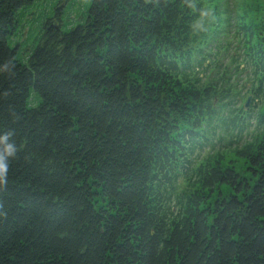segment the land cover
Instances as JSON below:
<instances>
[{
	"label": "trees",
	"instance_id": "1",
	"mask_svg": "<svg viewBox=\"0 0 264 264\" xmlns=\"http://www.w3.org/2000/svg\"><path fill=\"white\" fill-rule=\"evenodd\" d=\"M37 1L0 0V264H264V10L88 0L19 59Z\"/></svg>",
	"mask_w": 264,
	"mask_h": 264
},
{
	"label": "rangeland",
	"instance_id": "2",
	"mask_svg": "<svg viewBox=\"0 0 264 264\" xmlns=\"http://www.w3.org/2000/svg\"><path fill=\"white\" fill-rule=\"evenodd\" d=\"M87 4L88 0H38L32 10L25 11L26 16L22 21L23 27L21 29V41L23 42V46L22 48H19L18 58H24V56L31 50L35 43L34 38L38 35L42 23L44 20H48L51 15L54 16L55 11L60 12L56 17L60 19L61 22H59V25H62L61 28L65 30V27L67 26L66 23L71 22L73 25L77 22V15L82 12L83 8H85ZM222 9H232V11H234L232 13V16H234L233 18L245 13L250 17V20H256V22H258L263 16L264 0H224ZM55 23H57L56 20ZM233 25L235 24L233 23L229 27L225 26L222 29V33L219 35L218 44L221 46L220 50L227 45H232L231 51L234 52V47L237 45L239 38L235 39L233 37H239L240 35H236ZM19 34L20 33H18V36ZM225 64L228 65L229 63L224 61L223 65L225 66ZM232 79L235 83H237L241 94L244 93V95H246L242 86L247 83V78L243 75H237L235 77L233 76ZM30 99L35 103L36 100L34 99V94L30 95ZM245 101V98H243L241 102L239 101L240 105L244 104ZM251 103L252 100L249 104V108ZM251 131L252 127L243 133L241 138L242 142L246 139H250ZM221 153L224 154L223 165L225 167H233L235 171L242 173L243 175V169L245 166L243 160L234 155V152L231 149H224ZM223 192L225 194L227 193L225 188H223Z\"/></svg>",
	"mask_w": 264,
	"mask_h": 264
},
{
	"label": "water",
	"instance_id": "3",
	"mask_svg": "<svg viewBox=\"0 0 264 264\" xmlns=\"http://www.w3.org/2000/svg\"><path fill=\"white\" fill-rule=\"evenodd\" d=\"M251 100H252V96H248L246 101H245V103H244V105H243V110L244 111L248 110Z\"/></svg>",
	"mask_w": 264,
	"mask_h": 264
}]
</instances>
